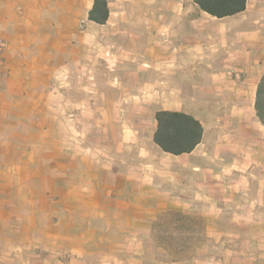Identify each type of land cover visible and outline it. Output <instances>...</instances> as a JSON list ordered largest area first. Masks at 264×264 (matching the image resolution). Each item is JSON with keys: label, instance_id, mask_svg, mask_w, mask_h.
Here are the masks:
<instances>
[{"label": "crops", "instance_id": "crops-1", "mask_svg": "<svg viewBox=\"0 0 264 264\" xmlns=\"http://www.w3.org/2000/svg\"><path fill=\"white\" fill-rule=\"evenodd\" d=\"M107 2L0 0V264H264V0ZM158 110L201 142L161 150ZM169 209L206 222L191 258L147 246Z\"/></svg>", "mask_w": 264, "mask_h": 264}, {"label": "trees", "instance_id": "trees-1", "mask_svg": "<svg viewBox=\"0 0 264 264\" xmlns=\"http://www.w3.org/2000/svg\"><path fill=\"white\" fill-rule=\"evenodd\" d=\"M247 0H194L198 7L218 18L241 12L246 7ZM108 17L107 0H94L89 12V19L104 23ZM255 115L264 125V73L256 88ZM156 128L154 142L165 152L181 154L191 152L201 142L203 127L193 115L183 111L158 110L155 113ZM197 216L184 213L181 210L169 209L160 213L153 222L155 239L170 254L172 259H178V250L187 245L197 233L194 222ZM200 221H202L199 218ZM203 225L201 222L202 229ZM181 240V241H179Z\"/></svg>", "mask_w": 264, "mask_h": 264}, {"label": "rangeland", "instance_id": "rangeland-1", "mask_svg": "<svg viewBox=\"0 0 264 264\" xmlns=\"http://www.w3.org/2000/svg\"><path fill=\"white\" fill-rule=\"evenodd\" d=\"M8 48H9V44H8ZM7 50L5 51V53L7 52ZM5 53H4V65H5ZM194 216H197V218L194 219V222H191V223L194 225L195 229H197V233L195 234L194 238H192L191 240H186L187 245H185L184 247H181V249L178 250V255L180 256V258L178 259H175V260L172 259L170 254L167 252V250L163 246L158 244L157 240L155 239V231L153 230V241L151 240V243L149 244L147 243V246L150 247L156 244L162 249V251H160L158 254H153L155 256L154 258L158 259L159 261H179V260L191 258L192 256L195 255L196 248L199 247L202 243H204L207 238L205 235L206 222L200 216L198 215H194ZM199 218L202 221H200ZM201 222H202L203 228L199 229L201 227Z\"/></svg>", "mask_w": 264, "mask_h": 264}, {"label": "built area", "instance_id": "built-area-1", "mask_svg": "<svg viewBox=\"0 0 264 264\" xmlns=\"http://www.w3.org/2000/svg\"><path fill=\"white\" fill-rule=\"evenodd\" d=\"M8 48V42L5 39H0V67L4 66V53Z\"/></svg>", "mask_w": 264, "mask_h": 264}]
</instances>
